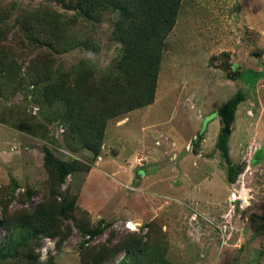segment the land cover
Returning <instances> with one entry per match:
<instances>
[{
	"label": "rangeland",
	"instance_id": "1",
	"mask_svg": "<svg viewBox=\"0 0 264 264\" xmlns=\"http://www.w3.org/2000/svg\"><path fill=\"white\" fill-rule=\"evenodd\" d=\"M40 8L65 22L55 48L30 43L22 28ZM0 12V198L10 210L27 186L35 190L29 207L47 193L48 148L82 164L62 184L77 196L78 223L112 224L88 244L111 233L113 243L130 233L142 239V252L121 251L103 264H264V0H181L162 43L153 102L108 119L97 156L65 123L67 102L47 100L42 89L64 79L65 91L80 94L123 78L118 11L77 14L61 0H0ZM233 65L255 75L238 77ZM238 90L246 99L235 111L228 152L242 168L230 182L216 147L217 110ZM66 223L71 232L58 249L53 239L40 241V260L82 264L88 236ZM1 255L0 264H24Z\"/></svg>",
	"mask_w": 264,
	"mask_h": 264
},
{
	"label": "trees",
	"instance_id": "2",
	"mask_svg": "<svg viewBox=\"0 0 264 264\" xmlns=\"http://www.w3.org/2000/svg\"><path fill=\"white\" fill-rule=\"evenodd\" d=\"M61 1L67 8L76 10L77 14L89 15L105 6L118 11V17L114 22V34L123 44V53L117 61L123 78L111 86L95 91L86 87L80 94L65 91L64 79L57 82L49 81L42 89L47 100L58 98L67 102L65 123L77 131L85 147L97 156L108 119L153 102L162 43L175 24L181 0H67L66 3L64 0ZM64 24L60 14L47 8H40L25 15L22 28L30 43L55 48L59 43L56 39L58 32ZM231 70L238 73V77L249 81L255 75L252 71L240 70L236 65H233ZM245 99L246 94L238 90L217 110L221 127L216 147L227 160V178L230 182L236 179L242 167L231 163L228 140L237 106ZM44 167L50 179L48 191L32 207L26 205L35 192L29 186L17 196H12L19 202V208L10 210L7 201L0 198V232L5 233L0 243L3 259L24 264H56L54 257L50 255L40 260L36 249L43 238L53 239L54 246L58 249L71 232L66 221H71L84 236H88V239L80 243L82 264L109 263L121 251L127 256L143 251L141 237L133 233L115 243L112 242L114 234L111 233L105 242L88 244L112 224L101 221L96 227H91L78 223L75 215L76 211L80 210L77 196L71 194L67 188H62V184L70 173L81 169L80 160L58 159L45 148ZM16 186L15 183L13 190ZM16 232H22V238L9 246ZM125 262L123 258L118 264Z\"/></svg>",
	"mask_w": 264,
	"mask_h": 264
}]
</instances>
